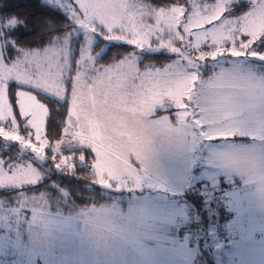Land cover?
<instances>
[{
	"label": "snow or ice",
	"instance_id": "6c2138e0",
	"mask_svg": "<svg viewBox=\"0 0 264 264\" xmlns=\"http://www.w3.org/2000/svg\"><path fill=\"white\" fill-rule=\"evenodd\" d=\"M53 2L67 23L39 44L21 47L9 32L23 21L0 17V188L87 170L118 191L139 184L161 131L255 138L241 85L264 94V0ZM229 118L238 126H219Z\"/></svg>",
	"mask_w": 264,
	"mask_h": 264
},
{
	"label": "rangeland",
	"instance_id": "374dc122",
	"mask_svg": "<svg viewBox=\"0 0 264 264\" xmlns=\"http://www.w3.org/2000/svg\"><path fill=\"white\" fill-rule=\"evenodd\" d=\"M47 2L55 6L53 0ZM9 35L15 38V34ZM241 86L252 97L245 110L247 123L243 128L254 139L237 137L234 141H216L209 145L190 131H161L151 136L148 157L142 161L151 176L166 179L168 185L149 181V174L139 167V184L134 181L121 183L118 191L115 187L106 188L112 195L110 205L113 208L96 207L95 210L91 206L71 216L31 206L29 202L35 198L27 195H22L13 205L0 200V264H97L96 259L102 260L98 255L101 252L99 247L104 248L105 242L103 225L117 213L119 217L138 221V211L150 210V206L156 204L144 201L146 195L154 190L171 193L170 186L178 181L188 186L179 209L178 200L171 208L167 201L164 207L167 218L172 220L175 216L180 220L178 210L180 217L186 214V195L198 186L200 189L206 186L214 195L219 191V198L231 213V218L224 222L225 239L215 232L217 239L211 240L213 228L208 225L205 235L196 228L197 246H189L187 234L183 232L180 241L187 248L190 264L199 254L204 264H209V256L218 255L224 258V264H264V94L252 89L247 82H242ZM236 119L239 118L225 119L219 126L237 127ZM140 166H143L142 162ZM175 208L177 211L174 212ZM157 219L156 213L151 217L144 216V220L150 223ZM213 227L216 231L215 224ZM185 231L189 233L190 229ZM203 241L210 247L198 251L197 247ZM113 253L120 255L118 250Z\"/></svg>",
	"mask_w": 264,
	"mask_h": 264
},
{
	"label": "trees",
	"instance_id": "16d2710c",
	"mask_svg": "<svg viewBox=\"0 0 264 264\" xmlns=\"http://www.w3.org/2000/svg\"><path fill=\"white\" fill-rule=\"evenodd\" d=\"M9 15L16 16L23 21L22 25L9 32V34H15L14 40L21 47L42 43L47 38L52 25L59 26L67 23L64 14L56 6L50 5L47 0H0V17ZM131 47L123 45V48L129 50ZM123 48H112L109 59L113 55H122ZM165 62L166 57L144 61V63H154L158 66ZM104 63H107V60ZM199 185L201 184L199 183ZM199 188L200 186L193 191L189 190L186 195L184 204L190 206L189 209L193 216L192 220L187 221L183 232L188 233L185 230L190 229L189 233L193 232L197 235L196 228H198V231L200 229L201 233L205 235L209 225L214 230V233L213 230L211 232L213 235L211 240L216 241L215 232H218L221 238L225 237L224 222L231 218V213L226 210L219 198V191H215L216 195H214L202 193ZM22 195L35 198L30 200L29 205L43 207L51 213L64 216L75 215L81 209L99 206L112 200L110 192L105 194L101 186L93 182V175L87 170L81 171L77 175H63L53 170L48 173L41 184L35 187L0 189V200L11 205L17 203ZM213 224L219 227L216 231Z\"/></svg>",
	"mask_w": 264,
	"mask_h": 264
},
{
	"label": "crops",
	"instance_id": "0c3cea01",
	"mask_svg": "<svg viewBox=\"0 0 264 264\" xmlns=\"http://www.w3.org/2000/svg\"><path fill=\"white\" fill-rule=\"evenodd\" d=\"M185 150L186 152H190L187 149ZM141 162L143 166L139 164L138 167L149 174L147 177L149 181L155 184H169L166 179L163 180L156 175L151 176L147 166L144 165V161ZM187 186L184 182L178 181L170 186L171 193L167 190L162 191V193L157 190H154L155 192L153 193H148L146 195L147 198L143 200L148 201V203L156 202V204L150 206L152 207L150 210L138 211L136 213L138 221H135V218L131 220V217H119L118 213L113 216L102 227L105 242L103 243L104 248L99 247L101 252L98 255L102 257V260L96 259L97 264H190L187 248L184 246V242L180 241V236L183 235L188 219H185V216L182 215L180 217L179 210L178 216L180 220H176L175 216L171 220L164 215V207L167 206V201L171 203L169 206L171 208L172 206H176V201L178 200L179 209ZM101 188L105 194L110 192L106 188ZM111 203L110 201L93 207H95V210L97 209L96 207L103 209L113 208L110 205ZM175 211H177V208L174 209ZM153 213H156L158 217L156 222L154 220V223H150L144 220V216L146 218L151 217ZM126 218L129 220H125ZM223 238L225 239L226 236ZM118 244L121 246H118ZM203 247L209 248L210 245L206 241H203L197 247L198 251H201ZM115 250H118L120 255H115L113 253ZM85 253L89 254V252ZM207 260L209 264H215L214 261L218 262L217 264H224V258L219 255L209 256ZM195 263L204 264L201 261L200 254L193 260V264Z\"/></svg>",
	"mask_w": 264,
	"mask_h": 264
},
{
	"label": "built area",
	"instance_id": "2783aa9c",
	"mask_svg": "<svg viewBox=\"0 0 264 264\" xmlns=\"http://www.w3.org/2000/svg\"><path fill=\"white\" fill-rule=\"evenodd\" d=\"M211 188L213 189L214 187H211ZM200 190L202 191V193H213V191L208 189L206 186L202 187ZM184 206H185V209H186V214L184 215L185 219L188 218V220L189 219L192 220V216L193 215H192V211L189 209L190 206L189 205H185V204H184ZM215 227H216V229L219 228L217 225H215ZM186 234H187L186 240H187V243L189 244V246H191V245L192 246H196V244H197L196 235L193 232L186 233Z\"/></svg>",
	"mask_w": 264,
	"mask_h": 264
}]
</instances>
